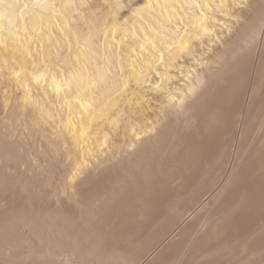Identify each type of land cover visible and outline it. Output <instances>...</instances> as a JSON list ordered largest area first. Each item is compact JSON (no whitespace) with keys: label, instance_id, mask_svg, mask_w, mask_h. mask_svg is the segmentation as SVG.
<instances>
[{"label":"bare ground","instance_id":"bare-ground-1","mask_svg":"<svg viewBox=\"0 0 264 264\" xmlns=\"http://www.w3.org/2000/svg\"><path fill=\"white\" fill-rule=\"evenodd\" d=\"M0 264H264V0H0Z\"/></svg>","mask_w":264,"mask_h":264}]
</instances>
